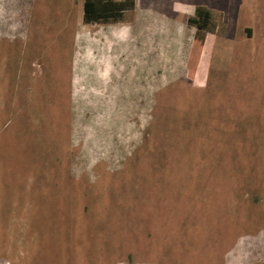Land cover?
Returning a JSON list of instances; mask_svg holds the SVG:
<instances>
[{"label":"rangeland","instance_id":"374dc122","mask_svg":"<svg viewBox=\"0 0 264 264\" xmlns=\"http://www.w3.org/2000/svg\"><path fill=\"white\" fill-rule=\"evenodd\" d=\"M83 1L0 0V264H264V0Z\"/></svg>","mask_w":264,"mask_h":264},{"label":"trees","instance_id":"16d2710c","mask_svg":"<svg viewBox=\"0 0 264 264\" xmlns=\"http://www.w3.org/2000/svg\"><path fill=\"white\" fill-rule=\"evenodd\" d=\"M135 6L134 0H84L82 22L88 25L118 23ZM187 25L194 28L191 47L186 59L187 77L193 78L206 35L222 34L224 24L216 21L215 12L205 6H196L193 15L187 18Z\"/></svg>","mask_w":264,"mask_h":264},{"label":"crops","instance_id":"0c3cea01","mask_svg":"<svg viewBox=\"0 0 264 264\" xmlns=\"http://www.w3.org/2000/svg\"><path fill=\"white\" fill-rule=\"evenodd\" d=\"M193 12H194V10H193L191 13H189L187 16H192ZM118 23H120V22H118ZM118 23H111V24H108V25L112 26V27H110V28L114 29V28H116V25H117ZM83 24H84V23H83ZM86 25H88V24H86ZM95 25H102V24H95ZM104 25H106V24H104ZM116 37L119 38L120 36L116 35Z\"/></svg>","mask_w":264,"mask_h":264}]
</instances>
